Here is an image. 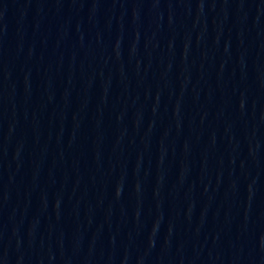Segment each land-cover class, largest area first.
Masks as SVG:
<instances>
[{
	"label": "water",
	"instance_id": "95a60500",
	"mask_svg": "<svg viewBox=\"0 0 264 264\" xmlns=\"http://www.w3.org/2000/svg\"><path fill=\"white\" fill-rule=\"evenodd\" d=\"M0 264H264V0H0Z\"/></svg>",
	"mask_w": 264,
	"mask_h": 264
}]
</instances>
